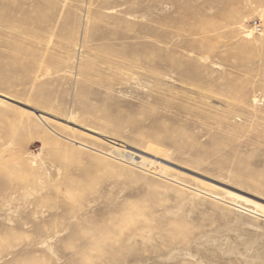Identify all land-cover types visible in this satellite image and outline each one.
Wrapping results in <instances>:
<instances>
[{"label": "rangeland", "instance_id": "rangeland-1", "mask_svg": "<svg viewBox=\"0 0 264 264\" xmlns=\"http://www.w3.org/2000/svg\"><path fill=\"white\" fill-rule=\"evenodd\" d=\"M262 10L0 0V264H264Z\"/></svg>", "mask_w": 264, "mask_h": 264}, {"label": "bare ground", "instance_id": "bare-ground-1", "mask_svg": "<svg viewBox=\"0 0 264 264\" xmlns=\"http://www.w3.org/2000/svg\"><path fill=\"white\" fill-rule=\"evenodd\" d=\"M262 18H263V16H264V10H262ZM245 21V20H244ZM243 23V22H242ZM240 28L244 31V33H246V38H248V39H250L251 40V42L252 41H256L257 40V38L255 37V35H254V32H256V31H247L246 30V28L244 27V25H240ZM261 36H262V38H264V33L263 34H261Z\"/></svg>", "mask_w": 264, "mask_h": 264}, {"label": "built area", "instance_id": "built-area-1", "mask_svg": "<svg viewBox=\"0 0 264 264\" xmlns=\"http://www.w3.org/2000/svg\"><path fill=\"white\" fill-rule=\"evenodd\" d=\"M255 30H256V32H261L262 31V28H261V26L258 23L255 24Z\"/></svg>", "mask_w": 264, "mask_h": 264}]
</instances>
